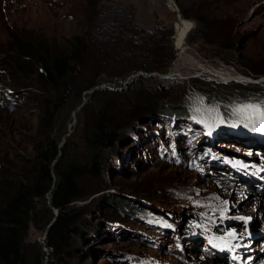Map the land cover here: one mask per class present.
<instances>
[{"label":"rangeland","instance_id":"obj_1","mask_svg":"<svg viewBox=\"0 0 264 264\" xmlns=\"http://www.w3.org/2000/svg\"><path fill=\"white\" fill-rule=\"evenodd\" d=\"M177 3L196 27L174 65L182 23L168 0H0V174H17L34 155L41 108L36 67L22 64L29 43L56 51L84 36L89 51L80 81L108 86L87 97L73 138L80 140L85 116L106 103L122 126L104 155V174L82 179L84 197L74 202L81 231L67 264H201L216 254L263 262L264 132L258 120L233 110L264 107V51L250 50L264 40V0ZM70 98L55 125L63 136L84 92ZM199 178L204 187L226 182L228 193L241 194L210 203L194 188ZM241 201L247 208L234 206ZM54 216L39 207L29 233L47 264H57L43 240ZM239 244L261 253L247 258L253 253Z\"/></svg>","mask_w":264,"mask_h":264},{"label":"trees","instance_id":"obj_2","mask_svg":"<svg viewBox=\"0 0 264 264\" xmlns=\"http://www.w3.org/2000/svg\"><path fill=\"white\" fill-rule=\"evenodd\" d=\"M181 12L186 18L192 16L184 9ZM125 35L129 37L128 32ZM87 43L84 36H74L56 51L37 43L25 47L22 64L36 67L40 125L33 140L34 155L25 159L17 174H0V264H45L46 251L29 239L31 224L39 223L36 212L41 206L52 214L54 208L58 211L46 246L57 264H67L70 242L81 231V213L74 202L84 197L82 179L104 174V155L119 141L122 126L111 103H106L94 116H85L79 141L73 138L75 131L67 138L53 168L63 137L55 126L60 112L68 105L71 93L82 94L96 86L93 79L80 81L85 75ZM53 184L51 209L47 195Z\"/></svg>","mask_w":264,"mask_h":264},{"label":"bare ground","instance_id":"obj_3","mask_svg":"<svg viewBox=\"0 0 264 264\" xmlns=\"http://www.w3.org/2000/svg\"><path fill=\"white\" fill-rule=\"evenodd\" d=\"M168 3H169V1H168ZM178 20H179L180 23H182V26L179 27V31H178L177 35L175 36V38H176L175 39L176 51H178V52H177V59H176V62L174 63V65H176L184 57V54H185V52L187 50L186 37H187L189 29L191 28L190 22H188L186 20H183V19H180V18H178ZM263 44H264V40L262 42V45H258V46L254 45L252 48H250L251 53L252 54L263 53V51H264V47H263L264 45ZM238 79H240V77ZM245 79L247 80V78H245ZM73 120H74V116H73ZM202 180H203V178H199L195 182V184H194L195 187L194 188L200 189L199 194L201 193V195L203 197H205L207 200H209L210 203L218 202V201H221V200H224V199L228 200L229 197H230V200L233 199L232 201H235L236 197H238L241 194L240 191H237V190L233 191V194L232 193H228L229 190H230V186L226 182L223 183V184L221 183L220 185H217V186H215L214 184H210L209 187L208 186L204 187ZM201 195L191 194V196H193V197H200V198H201ZM251 199H252V197H248L247 201H249ZM247 201H245V202H247ZM243 202L244 201H241L240 204H238V205L234 204V206L237 207V208H247V206H245L244 204L242 205ZM262 210H263V214H264V207H263ZM218 213L224 214L221 211H218ZM255 240H258V239H255ZM237 243H240V242H237ZM240 249H241L240 250L241 252L250 251L251 253H253L250 256H246L247 258H250V259L254 255L256 257L259 256L260 253H261L260 250H255L253 247H249V245H246V246H243V245L241 246L240 245ZM220 258H228V259H230L232 261L231 264H242L241 260H239V258L237 260H234L233 258H230V256L226 257V256H222V255H219V254H216V258L215 259H206L204 261V263H201V264H217L218 260ZM258 259L260 261H263L264 257H260ZM256 260H257V258H256ZM243 264H248V263H246V261H245V262H243Z\"/></svg>","mask_w":264,"mask_h":264},{"label":"water","instance_id":"obj_4","mask_svg":"<svg viewBox=\"0 0 264 264\" xmlns=\"http://www.w3.org/2000/svg\"><path fill=\"white\" fill-rule=\"evenodd\" d=\"M168 1H169L170 6L172 7L173 11L177 14L178 18L183 19V20H186V21H188V22L191 23V28L189 29L188 34H187V37H186V38H188L190 32L196 27V22H195L194 20H192V19L186 18V17L183 15V13L181 12V9H180V7H179V5H178V3H177V0H168ZM186 42H187V40H186ZM177 52H178V51H177ZM140 74H147V73L141 72ZM134 76H135V74L132 75V76H129V77H128V80H129L130 78L134 77ZM124 83H125V82H124ZM107 86H108L107 83L98 84V85L94 86L93 88H91V89H89V90H87V91L84 92V102H83L82 105H80L79 107H77V108L74 110V112H73L74 120H73V122L70 123V125H69V131H68V132L62 137V140H61V142H60V152H59L57 158L55 159V161H54V163H53V168H54L55 165L59 162V160H60V158H61V156H62V150H61V149H62V147L65 145V143H66V141H67V138L72 134V132H73L72 126H73L74 123L77 122V116H76V115H77V113L82 109V107L86 104L87 97H92V96L95 94V92H97V91H100V90H106V89H107ZM55 180H56V177H55ZM54 187H55V184H53L52 189L49 191V193H48V195H47V198H48V201H49V204H50V205H51V197H52V196H51V191L53 190ZM51 207L53 208L52 205H51ZM54 212H55V216H54V217L52 218V220L48 223V225H47V227H46V229H45V232H44V234H43V240H46L47 235H48V233H49V231H50L52 225L55 223V221H56V219H57V216H58V211H57V209L54 208ZM43 242H45V241H43ZM47 263H48V258H47L45 264H47Z\"/></svg>","mask_w":264,"mask_h":264},{"label":"snow or ice","instance_id":"obj_5","mask_svg":"<svg viewBox=\"0 0 264 264\" xmlns=\"http://www.w3.org/2000/svg\"><path fill=\"white\" fill-rule=\"evenodd\" d=\"M201 103H203V101H201ZM196 111H201L200 108H197ZM209 112H214V111H218L217 109H208ZM234 112L236 113H240L243 114L247 119H249L250 121L253 119H256L260 122V124L262 125L259 128V131L264 132V107L261 106V104L257 103V104H252V103H247V104H241L238 105L234 110ZM193 119H195V117H193ZM220 122L222 123L223 120L222 118H219ZM204 121H201V123H203Z\"/></svg>","mask_w":264,"mask_h":264}]
</instances>
